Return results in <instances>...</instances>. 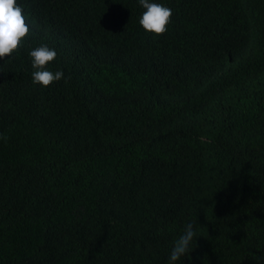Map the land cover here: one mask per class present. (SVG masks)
I'll use <instances>...</instances> for the list:
<instances>
[{"label": "trees", "instance_id": "16d2710c", "mask_svg": "<svg viewBox=\"0 0 264 264\" xmlns=\"http://www.w3.org/2000/svg\"><path fill=\"white\" fill-rule=\"evenodd\" d=\"M17 0L0 60V264H264V0ZM55 49L32 83L29 51ZM6 138V139H5Z\"/></svg>", "mask_w": 264, "mask_h": 264}, {"label": "clouds", "instance_id": "9594fccd", "mask_svg": "<svg viewBox=\"0 0 264 264\" xmlns=\"http://www.w3.org/2000/svg\"><path fill=\"white\" fill-rule=\"evenodd\" d=\"M144 9L139 18V25L146 32L160 36L167 31L171 21L172 10L163 4L151 0H138ZM30 31L23 7L17 0H0V60L17 51ZM55 49L40 45L29 51L31 59L32 83L47 88L52 83L64 78L63 71H50L47 65L56 59ZM6 139V138H5ZM195 231L191 223L187 224L183 233L174 241L168 264H175L182 256L189 253Z\"/></svg>", "mask_w": 264, "mask_h": 264}]
</instances>
